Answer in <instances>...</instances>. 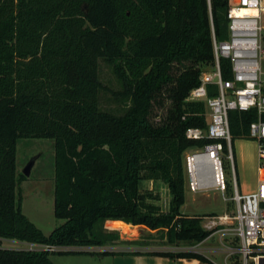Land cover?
I'll return each mask as SVG.
<instances>
[{
  "label": "trees",
  "instance_id": "1",
  "mask_svg": "<svg viewBox=\"0 0 264 264\" xmlns=\"http://www.w3.org/2000/svg\"><path fill=\"white\" fill-rule=\"evenodd\" d=\"M235 4L0 0V264H53L51 255L66 252L108 254L73 249L115 241L116 229L127 225L162 232L169 245H195L211 234L201 226L204 214L180 210L182 155L213 140L186 138V128L207 125L204 102L188 96L199 85L201 67L213 63L212 37L227 38L226 14ZM99 59L112 66L122 87L117 94L129 101L121 114L100 108ZM219 61L223 78H230L229 60ZM217 93L216 86L207 88L208 96ZM154 108L163 110L157 121ZM256 119L255 109L230 110L231 142L246 138ZM20 138L53 140V212L64 222L47 235L17 202ZM142 180L167 185L166 211L153 202L156 195L140 190ZM2 239L69 249L7 248ZM152 253L215 264L195 251Z\"/></svg>",
  "mask_w": 264,
  "mask_h": 264
},
{
  "label": "built area",
  "instance_id": "2",
  "mask_svg": "<svg viewBox=\"0 0 264 264\" xmlns=\"http://www.w3.org/2000/svg\"><path fill=\"white\" fill-rule=\"evenodd\" d=\"M226 16L228 36L224 40L212 37L213 63L201 67L199 85L191 89L188 96V100L203 101L208 112L206 110V128L188 127L186 138L213 140L200 148L186 150L184 185L194 193L216 189L223 196L230 188L234 211L204 215L201 226L211 231L210 235L220 233L224 264H264V70L260 65V56L264 54V0H237V4L228 8ZM220 58L229 60L230 78H223ZM209 86H216L218 93L208 96ZM250 109L256 110L257 119L250 123L247 137L257 141L261 173L255 191L241 194L233 165L230 176L228 112ZM223 235L228 236L226 241L221 238ZM43 249L69 248L44 246ZM175 259L177 264H188L181 258Z\"/></svg>",
  "mask_w": 264,
  "mask_h": 264
},
{
  "label": "rangeland",
  "instance_id": "3",
  "mask_svg": "<svg viewBox=\"0 0 264 264\" xmlns=\"http://www.w3.org/2000/svg\"><path fill=\"white\" fill-rule=\"evenodd\" d=\"M264 49V42L262 45ZM260 65L264 70V54L260 56ZM98 80L104 86L99 92V104L102 110L121 114L129 105V101L119 94L122 89L121 84L115 76L112 66L103 59L98 60ZM168 106V101L165 102ZM208 112V109H206ZM153 119L157 121L162 115L163 110L154 108ZM185 153L182 159L185 158ZM230 176L232 171L239 193L246 194L255 191V174L258 171L260 161L257 153V141L253 138H234L230 141ZM233 162V164H232ZM234 169H231V166ZM29 166L28 173L25 171ZM16 176L19 179L16 187V198L20 204L21 212L45 235L52 229L64 222L54 216V148L53 140L50 138H20L16 143ZM142 192H151L158 197L153 200L161 210L166 211L169 206L170 194L166 184L161 181L142 180L139 184ZM231 190L224 196L216 189H208L203 192H191L185 188L184 204L180 207L182 213L188 215L195 214H222L234 211V202L230 197ZM116 224V223H115ZM114 224V225H115ZM105 225V224H104ZM108 224L106 223V229ZM116 227V225H115ZM126 229V231H124ZM118 238L115 245H123L135 251H180L195 250L202 253L206 258L216 264H224L221 248L220 233H213L200 243L180 242L169 245L162 232L150 231L145 226L127 225L125 228L116 229ZM128 231V232H127ZM223 241L228 236H221ZM2 247L7 248H31L39 249L44 246H37L16 239H2ZM151 247V248H149ZM209 247L218 248L216 252H210ZM72 248V247H71ZM121 249V247H120ZM73 250L101 251L103 247H74ZM97 255L78 254L72 252L53 254L51 261L53 264H102ZM206 264V263H203Z\"/></svg>",
  "mask_w": 264,
  "mask_h": 264
},
{
  "label": "crops",
  "instance_id": "4",
  "mask_svg": "<svg viewBox=\"0 0 264 264\" xmlns=\"http://www.w3.org/2000/svg\"><path fill=\"white\" fill-rule=\"evenodd\" d=\"M260 173L261 172L258 168V171L255 174V182H254L255 184H257ZM136 226H143V225H136ZM125 227L127 226H123V228ZM116 242L117 241H113V243ZM101 247H103L104 250L111 252L108 254L97 255L100 256L99 262L102 264H177L176 259L166 256L156 255L153 254L152 251H146V250L135 251L130 249H124L127 247H123V245H115L109 241ZM208 250L210 252H216L218 248L209 247ZM181 259H183V261L185 262H188V264H203L197 259H186V258H181Z\"/></svg>",
  "mask_w": 264,
  "mask_h": 264
},
{
  "label": "water",
  "instance_id": "5",
  "mask_svg": "<svg viewBox=\"0 0 264 264\" xmlns=\"http://www.w3.org/2000/svg\"><path fill=\"white\" fill-rule=\"evenodd\" d=\"M29 166L26 167L25 171L28 173Z\"/></svg>",
  "mask_w": 264,
  "mask_h": 264
},
{
  "label": "bare ground",
  "instance_id": "6",
  "mask_svg": "<svg viewBox=\"0 0 264 264\" xmlns=\"http://www.w3.org/2000/svg\"><path fill=\"white\" fill-rule=\"evenodd\" d=\"M124 231H126V229H125ZM127 232H128V231H127Z\"/></svg>",
  "mask_w": 264,
  "mask_h": 264
}]
</instances>
